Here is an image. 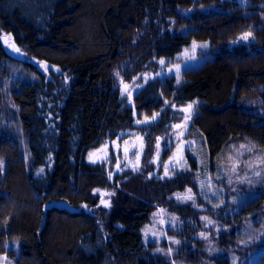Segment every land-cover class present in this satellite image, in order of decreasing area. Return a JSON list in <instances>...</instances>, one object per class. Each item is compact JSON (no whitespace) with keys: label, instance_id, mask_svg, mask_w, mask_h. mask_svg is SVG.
I'll list each match as a JSON object with an SVG mask.
<instances>
[{"label":"trees","instance_id":"obj_1","mask_svg":"<svg viewBox=\"0 0 264 264\" xmlns=\"http://www.w3.org/2000/svg\"><path fill=\"white\" fill-rule=\"evenodd\" d=\"M250 1L0 0V255L16 264H167L149 255L141 230L158 205L191 213L171 196L197 189L194 172L167 181L144 172L110 178L87 153L158 111L148 132L161 133L172 121L168 101H200L206 128L264 127V0ZM245 32L256 41L236 43ZM5 35L33 60L15 59ZM192 41L209 42L214 52L185 70L182 82L149 79L135 107L125 104L115 79L121 63L131 61L137 73ZM16 67L36 78L13 80ZM245 139L264 150V136L246 132ZM241 189L247 201L221 217L233 228L221 244L239 239L251 216L264 217V180ZM11 241L18 252L8 248ZM256 252L254 264H264V243ZM216 263L230 260L219 256Z\"/></svg>","mask_w":264,"mask_h":264},{"label":"rangeland","instance_id":"obj_2","mask_svg":"<svg viewBox=\"0 0 264 264\" xmlns=\"http://www.w3.org/2000/svg\"><path fill=\"white\" fill-rule=\"evenodd\" d=\"M236 1L243 7L251 5L250 0ZM250 12L252 10L246 11ZM246 33H251V36L242 39ZM255 41L252 32H245L236 43L249 45ZM6 47L18 61L33 60L10 37ZM16 48L20 51L17 52ZM212 52L209 42L192 41L175 57L157 58L137 73L131 61L121 63L116 69L115 79L125 104L135 107L134 97L149 79L174 76L178 83L182 82L184 71L200 65ZM13 72L12 79L16 81L36 78L19 67ZM8 100V106L16 109L12 99ZM199 103L198 100L186 103L168 101L166 107L171 110L172 121L164 131L149 137L148 127L160 118L161 111L137 117L134 128L122 131L117 138L89 150L87 159L93 162L95 158L106 155L107 158L100 163L106 167L110 178L144 172L147 177L167 181L182 172H194L197 189L188 187L175 191L171 196L177 206H189L191 213L182 216L158 205L141 230L144 245L153 258L167 264H217V257L225 255L230 264H254L259 253H255V249L264 243V217L251 216V220L239 229L240 237L234 239L236 241L221 244L219 239L226 230L233 229L221 217L238 211L247 201V192L241 186L253 180H264V165L257 160L258 156L264 157L263 148L253 140H240L246 132L264 136V127L241 123H234L227 129L218 123L203 127L199 121ZM189 105H192L191 109H188ZM14 130L18 132L16 127ZM150 141L152 149L149 151ZM21 144L27 153L24 139ZM241 145L245 147L241 148ZM248 148L252 151L248 152ZM241 152L243 156L239 155ZM90 154H93L91 159ZM248 164L252 166L248 167ZM234 166L236 171H233ZM257 171L259 176L255 175ZM102 200L110 201L107 196ZM257 220L259 224L255 223ZM8 248L18 252L19 244L11 241ZM0 264H16V258L1 254Z\"/></svg>","mask_w":264,"mask_h":264},{"label":"snow or ice","instance_id":"obj_3","mask_svg":"<svg viewBox=\"0 0 264 264\" xmlns=\"http://www.w3.org/2000/svg\"><path fill=\"white\" fill-rule=\"evenodd\" d=\"M250 36H251V33H246V34L242 37V39H245V40H246V39H248ZM15 50H16L17 52L20 51L19 48H16ZM161 63H164V62L161 61ZM176 74H177V76L179 75V68H178V67L176 68ZM191 108H192V105H189V106H188V109H191ZM188 109H185V111H187ZM153 118H155V117H153ZM176 127L179 128L180 125H177ZM240 147H241V148H244L245 146H244V145H241ZM247 151H248V152H251V151H252V148H248ZM92 155H93V154H90V157H89L90 159H91ZM239 155H240V156H243V153L241 152V153H239ZM257 160L260 161L261 163H264V157H262V156H258V157H257ZM0 163H2V162H0ZM236 166H238V162H237V165H236ZM236 166L233 167V171H236ZM251 166H252L251 164H248V167H251ZM165 168H166V166H165ZM40 171L42 172L43 169H41ZM255 175L259 176V175H260V172L257 171V172L255 173ZM102 203H105V206H107V203H106V202L102 201ZM85 207H86V206H85Z\"/></svg>","mask_w":264,"mask_h":264},{"label":"water","instance_id":"obj_4","mask_svg":"<svg viewBox=\"0 0 264 264\" xmlns=\"http://www.w3.org/2000/svg\"><path fill=\"white\" fill-rule=\"evenodd\" d=\"M8 40H9V36L8 35H5L4 36V41H5V44L7 45L8 44ZM107 158L106 155H103L102 157H97L94 159V162H100V161H103Z\"/></svg>","mask_w":264,"mask_h":264}]
</instances>
